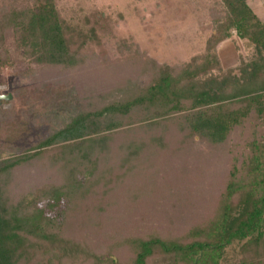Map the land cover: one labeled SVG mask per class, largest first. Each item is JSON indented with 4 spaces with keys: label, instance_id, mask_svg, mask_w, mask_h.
<instances>
[{
    "label": "trees",
    "instance_id": "16d2710c",
    "mask_svg": "<svg viewBox=\"0 0 264 264\" xmlns=\"http://www.w3.org/2000/svg\"><path fill=\"white\" fill-rule=\"evenodd\" d=\"M58 2L0 0V75L18 61L22 78L91 67L85 105L0 152V264H264V21L248 0H217L204 52L181 65L125 39L111 57L117 21L74 23ZM237 39L247 55L224 68L219 46ZM198 143L223 171L195 198L162 170Z\"/></svg>",
    "mask_w": 264,
    "mask_h": 264
},
{
    "label": "rangeland",
    "instance_id": "374dc122",
    "mask_svg": "<svg viewBox=\"0 0 264 264\" xmlns=\"http://www.w3.org/2000/svg\"><path fill=\"white\" fill-rule=\"evenodd\" d=\"M216 1L59 0L58 7L62 15L74 23L82 22V18L92 10L104 11L116 20L115 38H104L111 57H114L118 50L116 41L125 39L137 43L142 51H146L159 63L181 65L204 52L207 39L212 34L207 28L211 23L209 8ZM248 3L264 21V0H248ZM219 47L224 68L237 66L239 55H247L243 43L238 39L227 40ZM26 69L27 63L18 61L13 69H6L0 75L2 159L14 157L36 145L50 134L51 129L58 128L61 120L67 119L75 108L87 102V98L84 99L85 95L81 93L84 86L81 81L85 79L84 72L91 69L90 65L74 72L39 71L33 76L19 77L18 73ZM87 82L86 84L89 83ZM146 127L151 129L150 126ZM123 130L124 134L118 135L128 137V130ZM136 131L138 132L139 128L131 130V135ZM182 153L185 155L177 165H168L162 172H165L167 181L170 174V182L179 183L178 186L172 187L173 191L185 189L187 195L194 193L195 198L199 197L200 194L203 195L204 189L207 192V188H210L211 179L218 178L223 171L221 162L214 161L208 155L211 152L199 143ZM157 167L160 168V165L157 164ZM25 169L35 176L39 170L40 173L44 172L46 167L42 163H32ZM31 183L26 184L28 188L37 185ZM116 190L119 193L120 188ZM180 199L186 203L188 201L183 195ZM153 200L155 201L154 198ZM187 207L180 214L182 218L187 212ZM162 212L166 213L164 209ZM227 257L225 262L238 258L235 250H230Z\"/></svg>",
    "mask_w": 264,
    "mask_h": 264
},
{
    "label": "water",
    "instance_id": "95a60500",
    "mask_svg": "<svg viewBox=\"0 0 264 264\" xmlns=\"http://www.w3.org/2000/svg\"><path fill=\"white\" fill-rule=\"evenodd\" d=\"M8 98H10V97H8Z\"/></svg>",
    "mask_w": 264,
    "mask_h": 264
}]
</instances>
